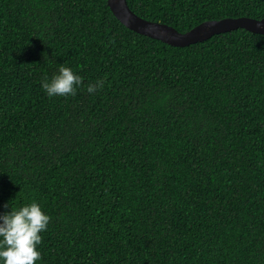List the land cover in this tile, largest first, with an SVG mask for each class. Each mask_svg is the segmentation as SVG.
Returning a JSON list of instances; mask_svg holds the SVG:
<instances>
[{
	"label": "trees",
	"instance_id": "trees-1",
	"mask_svg": "<svg viewBox=\"0 0 264 264\" xmlns=\"http://www.w3.org/2000/svg\"><path fill=\"white\" fill-rule=\"evenodd\" d=\"M128 4L180 32L264 18V0ZM59 63L82 82L49 97ZM32 199L36 264H264V34L174 46L108 0H0V213Z\"/></svg>",
	"mask_w": 264,
	"mask_h": 264
},
{
	"label": "clouds",
	"instance_id": "clouds-1",
	"mask_svg": "<svg viewBox=\"0 0 264 264\" xmlns=\"http://www.w3.org/2000/svg\"><path fill=\"white\" fill-rule=\"evenodd\" d=\"M81 82L79 72L59 63L57 71L51 76L45 74L40 80V87L49 97L67 96L75 94ZM102 84V80L89 83L87 91L92 93ZM10 208V211L0 213V264H36L41 258L38 247L42 241L41 233L48 227L50 215L35 199Z\"/></svg>",
	"mask_w": 264,
	"mask_h": 264
},
{
	"label": "water",
	"instance_id": "water-1",
	"mask_svg": "<svg viewBox=\"0 0 264 264\" xmlns=\"http://www.w3.org/2000/svg\"><path fill=\"white\" fill-rule=\"evenodd\" d=\"M108 4L115 16L128 28L174 46H186L203 41L214 34L238 28L264 34V18L226 17L204 21L187 32H180L168 24L151 21L139 16L131 9L128 0H108Z\"/></svg>",
	"mask_w": 264,
	"mask_h": 264
}]
</instances>
